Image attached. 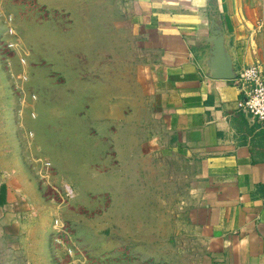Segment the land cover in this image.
<instances>
[{
	"label": "rangeland",
	"instance_id": "374dc122",
	"mask_svg": "<svg viewBox=\"0 0 264 264\" xmlns=\"http://www.w3.org/2000/svg\"><path fill=\"white\" fill-rule=\"evenodd\" d=\"M140 19L131 0H0V264H211Z\"/></svg>",
	"mask_w": 264,
	"mask_h": 264
},
{
	"label": "crops",
	"instance_id": "0c3cea01",
	"mask_svg": "<svg viewBox=\"0 0 264 264\" xmlns=\"http://www.w3.org/2000/svg\"><path fill=\"white\" fill-rule=\"evenodd\" d=\"M131 2L159 55L162 150L182 154L196 185L190 198L203 201L201 225L198 204L191 213L194 241L211 264H264V127L239 108L235 82L207 77L204 65L221 23L235 69L256 65L264 75V0ZM6 193L1 181L0 204Z\"/></svg>",
	"mask_w": 264,
	"mask_h": 264
},
{
	"label": "built area",
	"instance_id": "2783aa9c",
	"mask_svg": "<svg viewBox=\"0 0 264 264\" xmlns=\"http://www.w3.org/2000/svg\"><path fill=\"white\" fill-rule=\"evenodd\" d=\"M256 65H250L238 70L233 79L240 92L238 106L246 111L264 127V75Z\"/></svg>",
	"mask_w": 264,
	"mask_h": 264
},
{
	"label": "water",
	"instance_id": "95a60500",
	"mask_svg": "<svg viewBox=\"0 0 264 264\" xmlns=\"http://www.w3.org/2000/svg\"><path fill=\"white\" fill-rule=\"evenodd\" d=\"M208 56L204 61L205 74L212 79L233 80L238 73L235 69L232 57L225 46L222 24H213Z\"/></svg>",
	"mask_w": 264,
	"mask_h": 264
}]
</instances>
